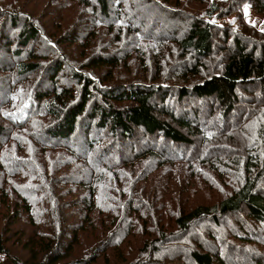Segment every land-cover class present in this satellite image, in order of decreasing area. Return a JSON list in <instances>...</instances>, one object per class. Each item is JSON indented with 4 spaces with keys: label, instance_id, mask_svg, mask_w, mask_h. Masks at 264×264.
Listing matches in <instances>:
<instances>
[{
    "label": "trees",
    "instance_id": "1",
    "mask_svg": "<svg viewBox=\"0 0 264 264\" xmlns=\"http://www.w3.org/2000/svg\"><path fill=\"white\" fill-rule=\"evenodd\" d=\"M243 2L264 12V0H80L89 24L82 35L71 27L63 37L49 34L17 3L0 0V144L9 137L7 118L20 126L35 115L37 143L67 149L80 164L66 166L78 170L85 163L91 174L85 184L54 177L37 186L40 196L24 194L18 204L2 200L8 192L2 188L0 258L99 264L103 257L110 264L113 249L120 253L114 264H264V33L244 25L237 12ZM233 14L239 26L214 22ZM92 27L117 33L94 42ZM78 42L80 58L61 47ZM130 59L149 68L138 66L128 78L122 69L132 66ZM209 148L213 157L201 160ZM176 162L187 163L190 173L183 184L171 185ZM205 165L216 173L213 184L238 185L218 203L187 211L194 191H186V182ZM128 167L138 175L129 171L117 193L127 186L135 196L124 204L103 198L101 179H120ZM138 184L155 188L159 210L141 200ZM66 185L83 195L64 198ZM170 210L177 229L150 232L148 223L158 218L161 227ZM99 223L106 239L91 255L71 259L88 226ZM140 227L148 232L136 256ZM122 241L130 251L126 258L115 246Z\"/></svg>",
    "mask_w": 264,
    "mask_h": 264
},
{
    "label": "rangeland",
    "instance_id": "2",
    "mask_svg": "<svg viewBox=\"0 0 264 264\" xmlns=\"http://www.w3.org/2000/svg\"><path fill=\"white\" fill-rule=\"evenodd\" d=\"M8 4H18V8L21 7L22 10L25 11V14H31L34 19H38L46 31L50 34L56 32L57 35L61 34L64 37V30L68 28H76L80 29L79 33L82 35L86 29V25L89 24V15L87 14V9L83 8V4L80 3V0H4ZM48 1V7L45 8V3ZM16 5V4H15ZM237 12L241 14V20L245 26L256 30L259 33H264V12L253 8L250 3L243 2L239 4ZM50 14V18L49 15ZM229 22L234 25H238L237 17L233 14L224 19H214V22ZM97 27H92V31H95ZM97 36L94 39V42L97 38H104L110 40L114 34L117 33L116 30H112V34L108 35L109 30L100 29L95 31ZM249 32L253 33L252 30ZM100 41L95 43V48L98 47ZM54 45V44H53ZM61 45V43H60ZM61 47L71 56L79 57V42L76 45L66 46L61 45ZM108 50V49H106ZM136 53L132 54L130 58L135 56ZM80 58V57H79ZM130 65L127 69H122L125 72L128 78L135 77V71L138 70V66H146L149 68L148 63H140L135 62L134 59H130ZM106 67L103 72H105ZM98 72V71H97ZM101 72V71H99ZM26 82H23L24 85ZM31 83V81L29 82ZM21 84L22 88L23 85ZM16 101L22 104L25 100L17 96ZM34 114V113H33ZM39 117L33 115L30 121L26 125L15 126L11 123V121L7 118L5 124L9 127V137L0 144V190L5 188L8 190L7 199L3 198L2 200H7V202H17L20 203L22 201L21 196L26 194L38 197L42 192L36 191L37 186L40 184L46 186V184L54 177H63V176H71V181L77 184H85L91 181V174H87L88 166L84 163L82 169L76 170L72 167H67V163L70 162L72 164H80V159L72 160L70 156H68L65 152L70 153L67 149H64L65 152L61 149L55 148H45L40 146L38 142V129L40 125L36 122ZM98 138V136H97ZM102 144V143H100ZM206 146V144H205ZM211 148L207 151H203V157L207 159V156H212L209 152ZM213 157V156H212ZM195 165L193 168L198 165V162L195 161ZM201 160L199 162H201ZM154 161V160H152ZM192 161V162H193ZM206 161V160H205ZM204 161V162H205ZM154 163V162H153ZM144 164L139 167L140 170H144ZM189 166L187 163L176 162L172 170H177L176 176H173V180L171 181V185H174L175 182L183 184V179H186L184 174H189ZM149 170V169H148ZM131 171L132 176L134 174L138 175V172L135 168H129L120 172V179L118 175L115 179L112 177H104L101 179L100 184L97 186V192L104 197H111L115 201L120 199L122 203H126V200L130 197H134L132 193V189H129L127 186L122 195L117 193V188H119V182L124 183L128 179V172ZM152 170H149L151 172ZM160 171V170H157ZM212 172L216 175V173L211 170L207 165L205 167H199L197 170V174L199 176L190 175L187 183L186 191L194 193L191 196V200L184 204L185 210L190 211L198 205H213L218 203L225 194L231 191L234 187L238 185V183L229 186L225 180H221L220 182L223 186L219 187L217 184L212 183ZM143 174V171H141ZM134 178V177H133ZM158 178H156L157 180ZM112 187L115 188L114 191ZM138 184L136 186V190H139L138 194H143L141 196L142 199H146L150 204V207H153L155 210H159L158 203L153 197V191L155 188H145ZM61 190L64 192V198L71 199L76 198V196L83 195V191L72 188L71 185L64 186ZM145 192V193H144ZM161 192V191H159ZM18 193V194H17ZM31 193V194H29ZM34 198V197H32ZM170 205H172L169 201H167ZM8 204V203H7ZM138 206L143 207V203ZM173 206V205H172ZM142 211V210H141ZM159 212V211H158ZM176 212H166L161 221L164 222V225L160 227L157 225L159 221L158 218H155V222H149L150 227L148 228L150 232L166 230L167 232H172L177 229V225L175 222ZM140 214L134 215V220L140 218ZM124 217V213L121 214L120 220ZM135 220V221H136ZM138 225L137 223H135ZM143 226V225H142ZM262 226L259 225V228ZM144 228V227H143ZM136 232L133 242L136 244L134 246L133 254L137 256L138 250L141 247V244L146 239L144 238L147 235V230L141 229ZM105 225L102 223L96 224L92 227L88 226V232L83 235L82 245L76 251V255L72 256L73 258H78L77 256L83 257L87 255H91L93 251V247L98 244L100 241L106 239L105 235ZM154 230V231H153ZM156 230V231H155ZM233 231V228H231ZM264 234V232L261 231ZM104 234V235H103ZM264 238V235L262 236ZM184 243V242H183ZM259 242L255 245H259ZM254 245V246H255ZM118 249L125 254V258L128 257L130 251L125 247L124 241L120 244L115 245ZM178 246L173 244L172 249H176ZM174 251L170 250L169 253H173ZM118 251L110 249L107 253L108 261L110 264L116 263V259L118 258ZM129 260V259H128ZM176 264H179L177 261H174ZM99 264H108L104 261V258L101 257L98 261ZM0 264H10L9 261L0 258Z\"/></svg>",
    "mask_w": 264,
    "mask_h": 264
}]
</instances>
